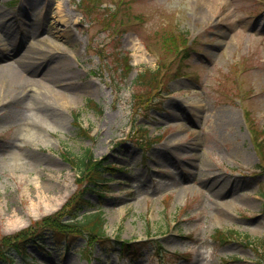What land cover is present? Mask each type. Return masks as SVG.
<instances>
[{
  "label": "rangeland",
  "instance_id": "rangeland-1",
  "mask_svg": "<svg viewBox=\"0 0 264 264\" xmlns=\"http://www.w3.org/2000/svg\"><path fill=\"white\" fill-rule=\"evenodd\" d=\"M10 1L0 0V30L9 33L0 37V65L32 46L52 51L55 40L67 53L76 91L59 97L30 86L25 105L2 85L0 236L36 227L77 191L78 170L63 153L88 150V159L118 165L101 170L103 195L83 196L103 213L104 238L86 247L81 236L64 250L48 235L44 247L29 241L25 258L13 251V264H262L247 241L264 237V161L260 174L249 131H264V0H105L128 3L124 24L115 25L122 32L112 39L92 21L104 17L102 9L85 17L81 0H51L53 9L45 0ZM68 26L76 39L64 37ZM174 29L192 41L178 39L184 51L164 47L162 36ZM13 49L16 55L5 56ZM98 53L129 54L135 69L121 77ZM145 69L159 70L157 78ZM140 72L154 82L136 86L137 97ZM218 229L233 235L215 239ZM115 239L143 243L134 246L143 257L123 256ZM84 245L83 255L73 250Z\"/></svg>",
  "mask_w": 264,
  "mask_h": 264
},
{
  "label": "trees",
  "instance_id": "trees-1",
  "mask_svg": "<svg viewBox=\"0 0 264 264\" xmlns=\"http://www.w3.org/2000/svg\"><path fill=\"white\" fill-rule=\"evenodd\" d=\"M116 17L117 13L108 12L103 18L105 19V25L109 29H114L116 25ZM164 47L168 51H173V47H178V39L184 42V38L181 36H177L173 31L171 34H165L162 36ZM121 67H118L119 73L125 74V77L128 76L132 70L133 66L131 65V58L126 56L124 58H120ZM148 74H152L155 78H157L159 74V70L157 71H146ZM146 72L139 73L138 77L135 80V84L137 85H152L154 80L153 78L148 79L146 76ZM151 72V73H150ZM260 134L259 131L254 130V143L255 146L261 156L264 155V140L259 141L258 135ZM88 150H86L81 157H74L69 155L68 153H64V159L72 165L74 168H77L82 177L78 179L79 190L77 193L73 195V197L67 202V204L63 207L62 212H57L56 214L46 216L42 219L41 223H37L36 227H31L29 229L24 230L22 233L10 236H0V259H4V261L8 262L13 257L8 252L9 249L14 248L15 250L19 251L21 246L29 239L34 240L36 242H40L42 238L38 241V236L42 233H46V231H51L53 234V239L56 240V236L59 238H63V236H67V243L68 246L71 245V242L74 243V237L86 236L90 243L98 241L99 238L105 236L104 232V225L105 219L103 214L100 212H89L85 213L84 215H80L81 212H88L91 211L93 206L90 202L83 199L82 194L83 192V185L84 183L86 186L84 190H91L94 192H99L100 189L98 188L99 184V176H100V168L101 163L98 161H93L92 159H88L89 155ZM112 170L114 168H107ZM115 170V169H114ZM105 186V185H104ZM65 215L70 216L69 220H63ZM81 217V219H79ZM45 234H42L43 236ZM69 236H71L69 238ZM126 248H122L124 252L129 247V244H125ZM5 246H8L5 247ZM83 252V250H81ZM9 264V263H7Z\"/></svg>",
  "mask_w": 264,
  "mask_h": 264
},
{
  "label": "bare ground",
  "instance_id": "bare-ground-1",
  "mask_svg": "<svg viewBox=\"0 0 264 264\" xmlns=\"http://www.w3.org/2000/svg\"><path fill=\"white\" fill-rule=\"evenodd\" d=\"M45 1H47V8L51 7L53 9L54 2L51 0ZM35 3L37 8H41L39 2L36 1ZM56 8L60 13H65V16L68 17V21H71L72 16L69 10L60 4ZM2 17L3 14L0 18ZM28 34L34 36V32H29ZM8 36L9 33L1 28L0 37L2 40L6 39ZM64 37L68 40L76 39L69 26L66 29ZM57 43L58 42L55 40L52 42V51L37 46L29 47L12 62L0 65V91L3 87L2 85H7L6 94L24 99V102H27L25 105L29 103L32 97L30 92H25L30 86L35 88V86H39L40 84L49 89H54L56 91L50 90L51 93L59 97L67 96L69 91L71 92L74 90L75 92L76 90L73 86V73L70 74L71 72L67 71L69 66L64 61L67 57V53L61 49ZM17 51L18 50L13 49L12 52L6 53L5 56L10 57L16 55V53H18ZM39 74L41 77H37ZM42 105H44L42 109L44 111L43 113H46L49 105ZM235 123V118L233 117L232 112H226L225 125L231 127ZM234 139H236V137L233 138L229 144L234 145ZM212 186L215 185L212 183Z\"/></svg>",
  "mask_w": 264,
  "mask_h": 264
}]
</instances>
